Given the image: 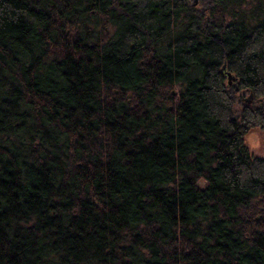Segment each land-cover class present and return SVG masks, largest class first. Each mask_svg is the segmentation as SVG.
I'll return each mask as SVG.
<instances>
[{
  "label": "trees",
  "instance_id": "trees-1",
  "mask_svg": "<svg viewBox=\"0 0 264 264\" xmlns=\"http://www.w3.org/2000/svg\"><path fill=\"white\" fill-rule=\"evenodd\" d=\"M189 1L0 0V264H264V0Z\"/></svg>",
  "mask_w": 264,
  "mask_h": 264
},
{
  "label": "rangeland",
  "instance_id": "rangeland-1",
  "mask_svg": "<svg viewBox=\"0 0 264 264\" xmlns=\"http://www.w3.org/2000/svg\"><path fill=\"white\" fill-rule=\"evenodd\" d=\"M191 4L199 9H205L209 6L207 0H190ZM177 87L172 90V94L176 93ZM240 102L233 108V116L237 117L240 114L243 104L251 103L253 101L249 92L239 91L237 94ZM250 99V100H249ZM249 100V101H248ZM256 106L260 105L259 100L254 103ZM244 144L247 146L253 156L264 158V130L259 127H252L244 136Z\"/></svg>",
  "mask_w": 264,
  "mask_h": 264
},
{
  "label": "water",
  "instance_id": "water-1",
  "mask_svg": "<svg viewBox=\"0 0 264 264\" xmlns=\"http://www.w3.org/2000/svg\"><path fill=\"white\" fill-rule=\"evenodd\" d=\"M223 69H224V67H223ZM227 76H228V83L231 84L232 83V76L228 72H227ZM235 89L237 90V88H235Z\"/></svg>",
  "mask_w": 264,
  "mask_h": 264
}]
</instances>
